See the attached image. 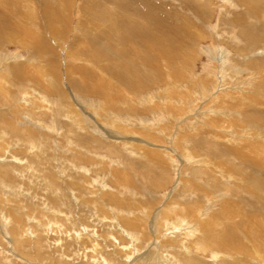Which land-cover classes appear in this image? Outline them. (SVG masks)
Instances as JSON below:
<instances>
[{
  "label": "bare ground",
  "instance_id": "6f19581e",
  "mask_svg": "<svg viewBox=\"0 0 264 264\" xmlns=\"http://www.w3.org/2000/svg\"><path fill=\"white\" fill-rule=\"evenodd\" d=\"M20 1L0 0V49H2L1 43L7 42L22 47L25 54L29 53L26 57H22L18 53L11 59H5L0 54V131L4 133V131L8 132L10 130L9 132H13V134L17 133L18 139L24 138L27 142L31 139L28 136L35 137L36 135L35 141L39 143V146L31 144L30 150L33 152V156L38 159L45 155V152L40 149L41 146L44 147L43 149H47L49 147L47 142L54 141V139H49V135L56 136L57 140L64 138L63 126L61 127L60 124L63 121V125L67 126V133H73L72 126L80 128L86 127L93 132V136H99L102 141L108 142V138L120 140L128 147V150H132L137 154L138 158L145 160L150 157L148 162L156 168L160 167L164 169V167H167L168 169H172L173 167L174 170H177L179 163L189 161V168H191L190 170L194 177L206 176L209 178L210 185L213 183L215 186L213 189L214 194L209 193L210 198L206 196L210 190V185L207 188L194 186L192 189L189 187L187 189L186 187H182L185 189L184 195L187 192L191 195L199 192L197 195L198 199L194 195L192 199L185 195V198L190 201L194 197V202L187 205L178 199L170 201L168 206L162 208L164 215L162 219L163 224L161 222L158 224L153 223V227H150L151 229L147 232L148 236H144L145 233L141 231L144 223L143 219H140V217L137 218L136 216L132 219L128 217H131L133 213V211H127V208L131 209L132 207L128 205L132 200L129 202V200L122 198L120 201L117 200L116 195L109 197L112 203H115L126 211L121 208L116 211L117 214H121L117 225L119 228L124 229L123 233L125 237L133 242V244H129L132 245L130 249L134 251V247H136V244L138 245V242L143 244L147 242L148 247L151 248L146 250L148 248L146 247L141 255L137 254L141 252L138 249L134 254L135 257L130 260L131 264H139L137 262L140 261L141 263L143 259L150 261L151 264H185L177 261L172 262L174 259L171 260L170 258H173V255L169 257L171 261L163 259L165 257H163L164 254L159 259L156 258V252L160 248L159 243L173 251L186 249L185 245L187 244L179 241L180 246L178 247V243H174L176 241L174 237L180 234H185L189 238L197 237L194 241L193 248L198 251L215 250L212 255L215 257L214 260L216 262L225 260L231 264H264V212L260 208H258V212L252 211L249 220L244 219L250 222L248 231L249 235L253 236V239L245 238V240L243 239L238 242L236 241L235 244H231V240L235 239L231 233L236 232L238 229V218L232 217V213L239 210L238 203L240 199L236 201L233 194L231 195L228 192V189H233L235 193H238L239 198H241L245 190H258L256 185L253 188H249L246 183L242 182L244 177L240 179L238 171L231 172V165H225L223 159L217 160L211 158V156H206L209 160L216 161V166L215 163L209 162V160L205 162L199 159L198 156L203 154L202 152H196L195 155L192 153L193 155H191L190 152L186 153L184 150L180 153L183 149H178L174 144L176 141L173 142L175 136L179 138V133L182 128H194V126H198V123H202L205 118H209L211 122L207 128H203V131H208L212 135L208 136L201 133L200 135L198 133L192 141L201 146H205L208 150L215 153L218 150V153L221 152L227 159L228 157H232L237 161L242 160L240 162L248 166L245 162L246 160L247 162H251L252 167H257L261 170L264 169V158L258 156L261 151H264V144L262 146H254V140L257 137L264 141L263 135L258 132L255 134L250 133V130L245 126L247 120H244L240 111L233 114V110L241 107L246 113L251 111L252 114L264 117V69H257L255 65L260 61L257 57H252L254 56L252 54L259 51V49H256L259 38H256L254 42L250 40V34L253 31L261 30L264 32V26L261 25L258 27L261 21L253 27L239 26L240 34L249 46L242 50L243 55L236 57L242 60L245 56L247 67H238L231 58L233 56H229V53L222 46H216L213 50L208 51L209 54L207 56H209L212 62H217L220 71L215 73L217 68H213V70L211 68V74L207 73V77L197 82L195 86L197 89L196 91L193 89L192 92V90L188 89V83L185 78L187 74L185 65L188 61L189 64L193 62L192 65L194 68L197 67L198 59L202 55L196 52V49H198L196 47L198 43L204 40L205 35L197 33L189 19L178 18L177 27L171 29L166 28V25V27L163 26L158 14L164 22L170 26L172 24L161 13H156L153 10V3L149 0H114V3L109 4L100 1L99 3H95L90 0L84 5L85 14L80 19L81 28L76 29L73 27V10H77L75 8L78 5V3H75L76 0H41L42 4H39V6L37 0H26L28 7L26 11L20 6ZM119 1L122 3L119 4ZM129 2L135 4L140 3V5H136L135 8L133 7L131 9V11L135 12L134 14L136 16L133 21L128 18L127 11L130 10ZM189 2L193 3V6L203 14H210L209 12L205 13L209 8L207 4L200 3L199 0H189ZM125 4L126 7L124 6ZM256 4L264 6V0H248L246 3H242L240 7L245 9L248 17L253 14L259 16L261 14ZM143 7L148 11H144ZM168 7L163 4L160 12L167 10L169 15L173 14ZM124 8V12L120 11L122 9L124 10ZM39 9L42 10V14H40ZM141 9L143 12H140ZM144 14L145 17L142 16ZM41 16H44L43 18H45L47 24L41 21ZM110 26L113 32H107L105 30ZM201 26L206 29L210 28L202 21ZM47 28L49 31L46 30ZM174 29H177V32ZM68 33L73 34V39L72 42L70 41L71 45L69 47L65 44L69 35ZM220 39L223 40L222 35H220ZM261 39L264 41V38ZM212 40H214L213 37ZM216 40L218 38L215 36L214 45H216ZM184 45L187 48L183 52ZM228 45L232 49L237 48L232 40H229ZM172 47L174 53L172 52ZM261 50L264 56V46ZM215 51L216 54H214ZM180 53L184 55L180 61L175 62V57ZM133 55L137 56V60ZM62 57L64 60L63 63L61 60ZM38 61H41L42 64L38 63ZM106 61L107 66H105ZM162 62H165L168 67L163 68L161 65ZM60 64L66 66L64 68V75L69 83L79 84L83 94L102 96L107 102L95 107L90 106V111L86 110L84 107L89 106L87 105L88 101H92L93 103L96 101L94 99H85V101L79 94H75L77 92H72L64 87ZM94 65L98 67L94 68ZM68 69L69 73L67 72ZM229 70L236 78L241 77L242 74H247L248 78L245 79L247 81L243 80L245 83H242V85H248V91H246V87L243 88L241 85L242 81H238L239 78L234 80L235 84H233V87H231L233 90H231L229 84L226 82V75ZM103 72L107 73V78H101L104 75ZM213 75L214 78L212 77ZM29 76L32 78V82ZM157 80L164 82V84L157 85ZM17 82H24L25 84L28 83V85L33 86L30 87L31 92H25V88L21 89L19 85L18 87L20 88L17 89ZM164 85L167 87L166 89L162 88ZM251 86L253 87L251 88ZM152 87H159L158 90L164 92L165 95L163 94L164 96L162 97H154L152 95L153 93H150L149 99L144 101L145 99L140 92L147 91ZM259 92H262L263 95ZM178 93L180 98H176ZM126 94H130L132 98H128ZM157 99L160 105L155 103ZM200 101L204 103L208 102V104H213L218 108H223L216 109V111L211 110L213 107L210 109L204 108L201 115H198L201 118L189 119L190 114L196 110L195 103ZM143 102L144 104L142 105ZM234 104H236L235 108ZM192 105H195V108L191 109L190 106ZM227 105L228 107L230 105V107L226 108ZM77 106L79 109H77ZM23 109L27 110L29 114L26 117L24 115V119L20 116V111ZM78 110L84 111L86 115L92 114V119L100 120L102 125H105V129L98 127L94 123H89V120L84 122L83 118L87 117L82 116V118L78 114ZM159 112L166 114L165 117ZM216 112L217 114L214 117L209 115ZM49 113H53L54 116H52V126H47L39 120L44 115H49ZM144 114H151L153 118L143 117ZM120 125L126 128V130L122 129ZM30 126L34 129H29ZM55 128L56 131L54 130ZM82 136L83 134H79L77 137ZM93 136L91 134L87 135L86 139H94ZM161 138H165L164 141H161ZM223 138L227 139V144L233 149L230 150L228 148L227 151L222 147L217 149V146L226 143ZM68 139L67 137V143L70 146H77L78 153L76 150L73 153L81 155L80 150L83 149L85 151L83 159L87 160V162L93 160H90L91 151ZM97 141L101 142L98 138ZM187 141L186 138L183 139L184 143ZM163 142L165 144H161ZM180 143L179 145H181ZM56 145L59 146L57 142ZM86 146L89 147L88 144ZM58 149L62 150L60 146ZM253 150H258V152L254 153ZM116 164L119 166L118 163ZM211 165H215L216 167H211ZM120 169L117 168L115 170L113 168V171L115 170L117 173L125 172V170L121 171ZM231 174L234 176L233 178ZM220 178H223V180H220ZM209 183H205V185ZM188 185L193 186L192 184ZM123 190L132 198L136 196L133 195V191L126 189V187ZM96 204H100L106 210H110V207L106 206V203L97 202ZM218 205L221 208L217 209L216 207ZM18 208L11 211L13 218L17 222V224L15 223L16 225L12 226L11 232L15 236V241L20 242V237L26 232L28 233L30 228L25 227L24 222H22V215L17 210ZM148 212L149 214L151 213L150 210ZM157 213L159 212H155L153 217L155 220L158 217ZM240 217L244 218L242 216V209ZM169 219H174L178 223L173 221L171 224ZM221 219H229L231 225L225 224L224 228H222L219 222ZM113 223L116 224L115 222ZM164 226H168V229H165ZM23 228L25 233L23 232ZM242 228L244 229V226ZM242 228L238 230L239 236L243 234ZM170 229L176 231L169 233L171 237L166 235L167 233L162 235L160 232V230L164 232L165 230L170 231ZM185 229L188 231H184ZM217 230H221V232L218 233ZM122 249L127 250L128 248L122 247ZM188 254L192 258L193 253L189 251ZM224 254L228 255L224 256ZM194 255L198 256L197 253H194ZM149 256L151 259H147ZM107 263L109 264V262Z\"/></svg>",
  "mask_w": 264,
  "mask_h": 264
},
{
  "label": "rangeland",
  "instance_id": "374dc122",
  "mask_svg": "<svg viewBox=\"0 0 264 264\" xmlns=\"http://www.w3.org/2000/svg\"><path fill=\"white\" fill-rule=\"evenodd\" d=\"M37 1H38V6L39 4L40 5L42 4L41 0H37ZM87 1L90 0H76L75 2L78 3L77 7L76 8L74 7L77 10H73V14H74L73 27H75L76 29L81 28L80 19H82L85 14L84 5L86 4ZM99 1L108 4L114 3V0H91V2H95V3H99ZM149 1L153 3L152 4L153 10L156 13H161L167 19V21L173 26L172 27L168 23L164 22L160 17V15L158 14L160 21L162 22L164 27L167 26L166 28L173 29L174 27H177V23H178L177 19L184 18L186 20L189 19L190 22H192V26H194L193 28H195L194 30L197 33H201V35H205L204 40L198 43L196 47L198 48L196 49V52H198L199 55H202L198 59L197 67L194 68L192 65L193 62L189 64L188 61L187 64L185 65V71L187 72L185 78L188 83V89L192 90V92L193 89L196 91L197 88H195V86L197 82H199L202 78L207 77L208 76L207 73L211 74V68L212 70L213 68H217L215 70V73H218L220 71V67L217 64V62L216 61L212 62L209 56H207L209 54L208 51L213 50L216 46L219 47L222 46V48L229 53V56H233L234 58L233 57L231 58L238 67H243V66L247 67V64L245 62V56L244 58H242V60L239 57H236L239 55H243L242 50L245 47L249 46V44L245 41L244 37H242V35L240 34L239 26L253 27L260 21L261 22L260 24H258V27L261 25L264 26L263 5L261 6L259 4H256L261 15L258 16L253 14L250 17H248L245 9L240 7L242 3H246L248 0H199L200 3H204L209 6V8L205 12V13L209 12L210 14L208 15H205L200 10H197L193 6L194 4L190 3L189 0H182V1L181 0H149ZM120 3L122 2L119 1V4ZM128 4L130 8V10L127 9L129 10L127 11L129 16L128 18L130 20L132 19L133 21L135 19L134 17L136 16L134 14L135 12L131 11V9L133 7L135 8L136 5H140V3L135 4L133 2L131 3L129 2ZM163 4L167 5V7L170 6L168 8L171 10V13L173 14L169 15L167 13V10H165L164 12H160V8L162 7ZM20 6L23 8V10L26 11L28 8L26 0L23 1L21 0ZM124 6L126 7V4ZM39 10H40V14H42V10L41 9ZM143 10L148 11L146 10L145 7H143ZM143 10L141 9L140 12L141 11L143 12ZM120 11L124 12L125 8L124 10L122 9ZM142 16L145 17V14ZM43 17L44 16H41V21L47 24L45 18ZM201 21L204 22V24H207L210 28L206 29L205 27H202ZM46 30H48V28ZM105 30L107 32H113L111 31V26L107 27ZM174 30L177 32V29ZM68 34L69 35L67 37V42L65 44L69 47L73 39V34L72 33H68ZM210 35H212L214 40H215V36L218 38V40H216V45H214L215 41L212 40V37H210ZM220 35L223 36V40L220 39ZM250 36H251L250 40L253 42L256 41V38H259L256 47V49H259V51L252 54L254 55L252 57H257L258 60L260 61L259 63H256L255 65L256 68L264 69V56L261 53L262 51L261 48L264 46V41H262L263 39L261 38H264V32L261 30L258 31L256 30L255 32L253 31V33L250 34ZM229 40H232L233 44L237 47L236 49H232L229 47L228 45ZM1 45H2V49H0V54L5 59H9V58L11 59L18 53H20L22 57H26L29 55V53L25 54L24 53L25 51L22 49V47L18 45L10 44L7 42H2ZM186 48L187 47L184 45L183 52L184 49ZM172 52L174 53L173 47H172ZM214 54H216V51L214 52ZM183 55H184L183 53L177 54V56L175 57V62L180 61ZM136 57L137 56H135V59L137 60ZM61 60L63 63L64 62L63 57ZM38 63L42 64L41 61H38ZM161 65L163 68L168 67L165 62H162ZM105 66H107V61L105 62ZM97 67L98 66L94 65V68ZM64 68H66V66L60 64V71L62 74V82L64 87L67 90H71L72 92H77L75 94L77 95L79 94V96H81L82 99L84 100L94 99L96 101L95 103H93L92 101H88L87 105L89 106L84 107L86 110L90 111V106L95 107L102 105L104 102H107V100L102 96L83 94L81 92L82 90L80 89L79 84L69 83V81H67L64 75L65 72ZM67 72L69 73V69ZM103 74L104 75L101 78H107L108 76L107 73L103 72ZM212 77L214 78V75ZM29 78L31 77L29 76ZM238 78H239L238 81H242L241 82L242 85V83L243 84L245 83L243 80L247 79L248 76L247 74H242L241 77L236 78L235 76L232 75V72L230 70L228 71L226 75V82L229 84L230 88L233 87V84H235L234 80ZM30 81L32 82V78ZM159 84L160 85L164 84V82L157 80V85ZM18 85L21 87V89L25 88V92H31L30 87H33L28 85V83L25 84L24 82L23 83L17 82L16 83L17 89L20 88L18 87ZM242 86L243 88L246 87V91L249 90L248 85L246 86L242 85ZM252 87L253 86H251V88ZM162 88L166 89L167 87L164 85L162 86ZM158 89L159 87L157 88L152 87L149 89L150 91L149 90L143 91L140 92V94L144 97L145 99L144 101L149 99L148 97L150 93L151 94L153 93L152 95L154 97L164 96L165 93L159 91ZM221 89L224 90L223 88ZM231 90L233 89L231 88ZM234 91L232 92L234 93ZM259 93L263 95L262 92ZM126 96L128 98H132L130 94H126ZM176 98H180L179 93L177 94ZM155 101H156L155 103L160 105L158 99ZM143 104L144 102L142 103V105ZM195 105H196V110L190 114L189 119L201 118L198 117V115H201V112L204 108L210 109L213 107V109H211L212 111H216V109L219 110L223 108V107L218 108L213 104H208V102L204 103L203 101L197 102L195 103ZM195 105L190 106V108L191 109L195 108ZM235 106L236 104H234V108ZM229 107L228 105L226 106V108ZM77 109H79L78 106ZM22 111H24L25 113ZM237 111L241 112L242 117L244 118L245 121L247 120L245 122V126L250 130V133L255 134L256 132H258L261 133L264 137V117L252 114L251 111L248 110H247L248 113H246V111L244 109H241V107H238L235 110H233L234 112L233 114H235ZM20 112L21 115L20 114L19 115L23 119L27 115H29L27 110L23 109ZM78 114L81 117L82 116L87 117V118L82 117L84 122H87V120H89L88 121L89 123L91 124L94 123L98 127L100 128L103 127L105 129L104 127L105 125H102L100 120L92 119L93 116L92 114L86 115L82 110H78ZM216 114L217 112L209 115H211V117H214L216 116ZM165 115L166 114H162V116L164 117ZM52 116L53 113H49V115L47 116L44 115V117L39 120L45 123L47 126L48 125L52 126L53 125L52 119L54 117ZM126 116L127 115H125V117ZM21 117L19 118L21 121H23ZM143 117L153 118L151 114H144ZM90 119H92V121H90ZM155 121L157 120L155 119ZM210 122L211 119L205 118L202 121V123H198V126L196 125V127L194 126V128L193 127L182 128L179 133V138L178 136H175L173 142L176 141L174 144L178 149L180 150L183 149L182 151H180V153H182L184 150L186 151V153L190 152L191 155L193 154L195 155L196 152L197 153L202 152L203 154H200L198 158L204 160L205 162L209 160L207 157L210 156L211 158L217 160L223 159L225 165L228 164L231 165V169H230L231 172L238 171L239 173L238 176L240 177V179L244 177L242 179L243 180L242 182L246 183L249 188L250 187L253 188L256 185V188L258 190H252V189L245 190V193L241 196V198H239L238 193L237 192L235 193L233 189L231 188L228 189V192L231 195L233 194V197L236 199V201L240 199L238 203L239 210H237V212L235 213H232V217H236V219L238 218L237 219L238 229L236 232L231 233L235 237L234 240H231V244H235L236 241L238 242L243 239L245 240V238L253 239V236L249 235V231H248L250 222L246 220H249L250 216L252 215V211L258 212L259 211L258 208H260L264 212V169L261 170L260 168L252 167L251 162L249 161L247 162L246 160L245 162L248 164V166H245L244 163L240 162L242 160L237 161L232 157H228L227 159L223 156L221 152L218 153V150L215 153L211 150H208L205 146H201L196 142L192 141V139L198 133L208 136L212 135L208 131H203V128H207ZM60 124L61 127L63 126L62 131L64 132L63 133L64 138H59L57 140L56 136L49 135V139L50 138L54 139L55 143L51 139L50 142H47L49 145L48 148L50 150L48 148L43 149L44 147L41 146L40 149H42V151L45 152V155H43L38 159L37 157L33 156L32 154L33 152L30 150L31 144H34L35 146L37 145L39 146V143L35 141L36 135L35 137L28 136L31 139L30 141L28 139L29 142H27L24 138L18 139L17 137L18 135H16L17 133L13 134V132H9L10 130H8V132L4 131V133L0 131V142H1L0 144H2L0 145V264H108L107 262H109V264H131L130 260L135 257L134 254L136 253V251L139 249L141 252H138L137 254L141 255V253L144 252V249H146V247H148L149 245L147 242L145 244L138 242V245L136 244V247H134L135 249L133 248L134 251L130 249L132 248V245L129 244H133V242H131L129 238L125 237L123 233L124 229L119 228V226L117 225L118 219L121 218V214H117L116 211L120 210V208L121 209L123 208L117 206L115 203H112L109 197L116 195L117 200L120 201L122 198L124 200L125 199L129 200V202L130 200H132L131 201L132 205L131 203H129L128 205L132 206L133 208L132 207L131 209L127 208V211L130 210L133 211V213L131 217L130 216L128 217L132 219L133 217L136 216L137 218L140 217V219H143L144 223L142 221L143 227L141 231L145 233L144 236H148L147 232H149V230L151 229L150 227H153V223L158 224L161 222L163 224L162 219L164 215L162 213L163 212L162 208L168 206L170 204V201L178 199L179 201L181 200L183 204L187 205L194 202V197L193 200L190 201L189 199L185 198V195L190 197V199H192V196L194 195L198 199L197 195L199 194V192H196L193 195L188 194L187 192V194L185 193L184 195L183 193L185 189H183L182 187L184 188L189 187L190 189H192V187L194 186L207 188V186L210 185L209 183L210 180L208 177L206 176L194 177L193 173H191L190 170L191 168H189L190 167V165L188 164L189 161L188 162L184 161L182 163H179L177 170H174L173 167L172 169L170 168L168 169L167 167H164V169L160 167L156 168L152 164L150 165V162H148L150 157L149 159H145V160L138 158L137 154H135L132 150H128V147L120 140L108 138V142L102 141L99 136L96 135L93 136V132L86 127L80 128L77 126H72L73 133H67L68 132V130L66 129L67 126L63 125V121H61ZM120 127L126 130V128H123L122 125H120ZM29 129H34V128L30 126ZM54 130L56 131V128ZM89 133L94 137V139H90V140L86 139L87 138L86 136L90 135ZM79 134L80 135L83 134V136L77 137L79 136ZM67 137L69 138L68 140H71L74 143H78L83 148H86L87 150L91 151L90 160L92 159L93 160L91 162L90 161L87 162V160L83 159V155L85 154V151L83 149L80 150L81 155H76L75 153H73L76 151L78 153L77 146L76 147L70 146L67 143ZM97 138L105 145L101 142H98ZM184 138L188 140L185 143L183 142ZM164 139L165 138H161V141H164ZM223 139L224 142H226L225 143L226 145L221 144L217 146V149H219L220 147L225 149V151H227L228 148L230 150L233 149L227 144L228 143L227 139L226 138ZM56 142L59 144L62 150L58 149L59 146L56 145ZM179 143L181 145H179ZM254 143H255L254 146L257 145L262 146V144H264V141L263 139L260 140V138L257 137V139L254 140ZM87 144L89 145V147L86 146ZM161 144H165V143L163 142ZM51 148H53V150H51ZM253 152L257 153L258 150L257 151L253 150ZM258 156L259 157L262 156L264 158V151H261L258 154ZM209 162H213L215 164L217 163L214 160L212 161L209 160ZM116 163H118L119 166ZM213 166L216 167L217 164L216 166L211 165V167ZM113 168L115 170L117 168H121L120 170L121 171L125 170V172L117 173L115 172V170L113 171ZM232 174L231 176L233 178L234 174L233 175ZM223 178H220V180H223ZM205 183H209V184L205 185ZM188 184H192L193 186H190ZM124 187H126V189H130L131 191H133V195L136 196L132 198L129 195H127V192L123 190ZM98 188H102V189H98ZM214 188L215 186L212 183L209 187L210 190L207 189L209 190L208 194L206 195L207 198L210 196L209 193L214 194L213 192ZM178 191L181 195L178 193ZM13 200L14 202L16 201V203H14ZM97 202H103L104 204L106 203V206H109L110 210H106V208H103L100 204L97 205L96 204ZM16 208H18L17 209L18 212L20 211V214L22 215V220H23L22 222H24L25 227L28 229L30 228V230H28V233L26 232L27 235L24 232V228H23V232L25 234H23V236L20 237L21 239L20 242L15 241V236L11 232L12 226L17 224L15 218H13L11 211ZM216 208L217 209L221 208V206L218 205ZM216 208H214V210H216ZM241 209H242V216H244V218L240 217ZM123 210L125 211V209ZM149 210L151 211L150 214L148 212ZM155 212H159L157 213L159 217L156 218L157 220L153 219ZM169 221L170 223L173 221L178 223L174 219H169ZM113 222H115L116 224H114ZM219 222L222 225V228H224L225 224L231 225L229 219H221ZM175 225H179V224H175ZM243 226L244 229L242 228ZM122 227L125 228L124 225H122ZM167 227L168 226H164L165 229H168ZM240 228H242L241 230L243 231L242 232L243 234H240L239 236L238 230ZM171 231H172L171 229L170 231L165 230L164 232L163 230L162 231L160 230L162 235H165V233H167L166 235H169ZM184 231H188V230L185 229ZM172 232H176V231L173 230ZM217 232L220 233L221 230H217ZM247 232L248 234L245 235V233ZM184 235L185 234L176 235L174 237V239L176 238V241L174 243H178L177 244L178 247L180 246L179 241L181 243L187 244L185 245L186 249L184 248V249H180L181 251L180 250L173 251L170 248H165L161 243H159L160 248L156 252V258L159 259L160 256L164 254L163 257L164 256L165 257L163 259H167V260L174 259L172 260V262L177 261L180 263L183 262L185 264H231L229 261H225V260H222L221 262L220 261L216 262L214 260L215 257L212 255L213 252H215V250L213 251L196 250L195 248H193V244L195 243L194 241L197 239V237L189 238L187 235L185 236ZM149 236H151V234H149ZM197 236L200 237L199 235ZM122 247L128 249L127 250L122 249ZM148 249L151 248L148 247L146 250ZM189 251L193 253L194 257L192 256V258H190L191 256L188 254ZM236 251L239 253L238 250ZM194 253H197L198 256L194 255ZM227 255L228 254H224V256ZM171 256L173 258L169 259V257ZM147 259H151V257L149 256ZM137 263L151 264L150 261L147 260L145 261L144 259L142 260L141 263L140 261Z\"/></svg>",
  "mask_w": 264,
  "mask_h": 264
}]
</instances>
